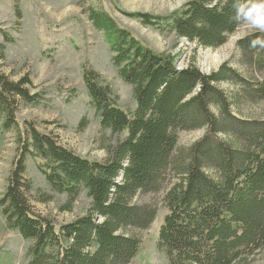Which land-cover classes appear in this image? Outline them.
<instances>
[{
  "label": "trees",
  "instance_id": "16d2710c",
  "mask_svg": "<svg viewBox=\"0 0 264 264\" xmlns=\"http://www.w3.org/2000/svg\"><path fill=\"white\" fill-rule=\"evenodd\" d=\"M243 2L189 0L164 15L128 14L178 38L218 47L242 24L233 17L234 5ZM90 18L104 32L113 63L133 86L136 102L134 110L122 108L100 74L84 67L101 126L119 136L106 146L105 159L81 156L34 121L19 120V102L42 99L28 88V76L13 81L0 70L2 131L14 129L17 144L0 208L9 229L34 241L28 264L130 263L142 240L127 229H148L158 212L135 198L160 191L170 178L157 242L169 264H234L263 249L264 119L234 115L218 84L237 82L248 99L264 101V77L249 80L226 63L210 74L195 65L179 68L174 55L156 51L109 12L92 9ZM258 37L264 33H251L238 46L251 65L264 71V49L250 47ZM4 56L0 44V59ZM202 128L206 131L199 140L179 146L181 131ZM28 158L54 192L68 195L69 210L85 190L91 200L87 212L62 224L38 213L29 197L34 186L26 177Z\"/></svg>",
  "mask_w": 264,
  "mask_h": 264
},
{
  "label": "rangeland",
  "instance_id": "374dc122",
  "mask_svg": "<svg viewBox=\"0 0 264 264\" xmlns=\"http://www.w3.org/2000/svg\"><path fill=\"white\" fill-rule=\"evenodd\" d=\"M187 1L0 0V44L4 45L5 54L0 59V70L13 81L28 76L31 81L28 88L42 99L38 104L19 102L18 119L34 121L42 131L53 134L62 145L81 156L94 160L108 156L106 146L115 143L119 136L101 126L84 81V67L100 74L102 82L111 88L122 108L134 110L136 102L133 86L120 77L113 63L114 53L104 32L98 30L90 18L92 9L109 12L156 51L174 55L179 68L195 65L203 73L210 74L226 63L249 80L263 78L264 71L251 65L250 59L238 46L241 38L258 31L245 21L225 44L205 47L146 26L128 14L164 15L180 9ZM218 87L228 97L234 115L246 120L264 119V101L248 99L241 84L222 81ZM2 122L3 116L0 115V197L7 186L17 153L16 131L3 132ZM205 131V128L181 131L179 146L189 147ZM220 135L226 140L231 139L228 134ZM26 167V177L34 186L29 194L30 201L38 213L62 224L87 212L91 200L85 190L69 210L68 195L51 189L33 159L28 158ZM207 170L213 173V170ZM169 180L160 191L139 194L135 198L140 204L155 205L158 212L148 229H127L128 233L142 240L140 252L128 264H169L166 252L157 243L159 229L167 213L164 196L170 186ZM33 243V240L23 238L19 232L8 228L0 208V264H28V253ZM234 264H264V248Z\"/></svg>",
  "mask_w": 264,
  "mask_h": 264
},
{
  "label": "clouds",
  "instance_id": "9594fccd",
  "mask_svg": "<svg viewBox=\"0 0 264 264\" xmlns=\"http://www.w3.org/2000/svg\"><path fill=\"white\" fill-rule=\"evenodd\" d=\"M236 14L233 19L237 22L243 20L253 28L264 33V0H244L238 6L234 5ZM259 46L264 49V38H255L250 41V47Z\"/></svg>",
  "mask_w": 264,
  "mask_h": 264
}]
</instances>
